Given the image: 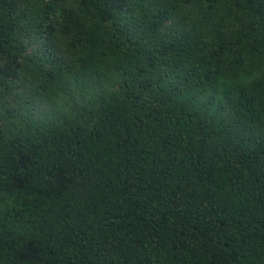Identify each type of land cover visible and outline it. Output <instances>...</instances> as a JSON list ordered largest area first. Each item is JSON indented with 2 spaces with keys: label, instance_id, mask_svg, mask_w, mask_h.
I'll return each instance as SVG.
<instances>
[{
  "label": "trees",
  "instance_id": "16d2710c",
  "mask_svg": "<svg viewBox=\"0 0 264 264\" xmlns=\"http://www.w3.org/2000/svg\"><path fill=\"white\" fill-rule=\"evenodd\" d=\"M0 264H264V0H0Z\"/></svg>",
  "mask_w": 264,
  "mask_h": 264
}]
</instances>
